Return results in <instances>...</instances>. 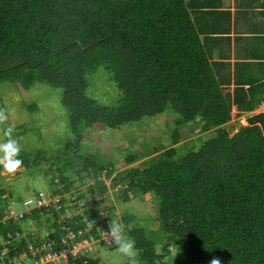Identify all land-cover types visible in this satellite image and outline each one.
<instances>
[{"label": "trees", "instance_id": "obj_1", "mask_svg": "<svg viewBox=\"0 0 264 264\" xmlns=\"http://www.w3.org/2000/svg\"><path fill=\"white\" fill-rule=\"evenodd\" d=\"M102 66L121 91L116 105L87 94V74ZM5 81L24 88L37 83L61 88L76 139L86 126L119 128L163 113L169 105L179 114L167 128L173 133L165 149L143 161V168L129 166L124 175L111 176L114 167H109L110 184L100 181L99 188L90 190L103 197L78 199L82 205L76 203L80 212L72 220L56 213L44 219L39 210L4 217L10 202L0 197V239L17 244L11 256L36 264L50 232L75 219L77 228L94 222L95 230L108 229L118 209L109 202L110 187L128 181L120 202L148 193L158 202L149 205L152 224H137L133 212L134 218L119 213L139 264H210L213 258L221 264H264V128L257 124L264 113L231 134L226 124L232 105L252 111L254 97L240 94L243 86H236L234 96L223 92L185 0H0V83ZM190 121L203 122L208 138L179 155L170 145L178 142L177 136L184 137L181 131ZM18 158L22 167L31 165L23 149ZM122 159L116 167L133 163L137 156ZM92 162L87 157L83 167L96 174L115 165L91 170ZM2 170L0 166V186ZM71 209L65 205L61 215ZM43 221H53L55 227L45 229L46 238L37 228L47 224ZM93 234L97 245H112ZM1 264H10L8 258Z\"/></svg>", "mask_w": 264, "mask_h": 264}, {"label": "rangeland", "instance_id": "obj_2", "mask_svg": "<svg viewBox=\"0 0 264 264\" xmlns=\"http://www.w3.org/2000/svg\"><path fill=\"white\" fill-rule=\"evenodd\" d=\"M109 76L104 66L95 72L88 73L87 94L102 104L116 105L121 91ZM61 98L62 89L52 88L47 84L37 83L30 88H24L10 81L0 83V107L7 109L8 116V120L0 124V141L5 139L6 128L13 126L14 137L18 139L23 151L32 161L29 167L23 166L14 174L1 171L0 197L10 202L4 211L11 208L17 209L16 213H20L27 198L33 200L40 192L49 193L55 187L57 190L63 189L60 181L62 177L68 178L67 181L71 183V188L63 191L67 195L64 201L84 197L87 199L92 195L102 198L103 195H99L98 190L94 194H91L90 190L93 187L99 188L100 181L110 184L108 180L110 176H107L109 167H114L111 176L120 173L124 175L125 169L129 166L143 168V161H149L159 153L157 151L165 149L163 144L171 138L173 133L167 128L175 122V117H179V114L169 105L163 113L145 116L119 128L103 124L86 126L81 130L82 138L76 139L70 130L69 114ZM187 124L188 126L181 131L184 137L177 136L175 141L178 143L173 145L177 148L179 155L199 148L201 142L208 138L207 131L202 128L203 122L190 121ZM212 133L215 136L214 131ZM165 136L167 138H164ZM127 154L137 156L138 161L130 164L126 162L125 167H116L123 164L122 157ZM87 157L93 160L91 170L108 163L115 165L107 166L97 174L94 170L87 172L88 170L83 167ZM55 179H57L56 183ZM127 185L128 181H122L115 187L111 186L108 193L109 202L118 207L117 212L122 211L124 216L134 218V213L138 218L134 219L137 224L151 223L149 216L152 214L149 205L153 206L155 203L157 205L156 196L150 193L140 197L131 194L127 203L120 202L119 194L121 196L122 189ZM11 191L13 196L5 198ZM120 199L125 201L123 197ZM153 224L158 229L156 221ZM30 227L26 225L27 229ZM49 228L52 230L55 227L49 225ZM42 236L46 238L43 230ZM170 251L172 254L175 252L173 246L170 247ZM126 260L113 245L99 244L97 249L94 247L91 256H84L79 258V261L72 260L63 264H124Z\"/></svg>", "mask_w": 264, "mask_h": 264}, {"label": "crops", "instance_id": "obj_3", "mask_svg": "<svg viewBox=\"0 0 264 264\" xmlns=\"http://www.w3.org/2000/svg\"><path fill=\"white\" fill-rule=\"evenodd\" d=\"M185 1L223 92L234 96L236 86H243L240 94L254 97L252 111L232 105L226 126L233 135L254 115L264 113V0ZM254 85L256 89L248 90ZM257 124L264 128L263 119Z\"/></svg>", "mask_w": 264, "mask_h": 264}, {"label": "built area", "instance_id": "obj_4", "mask_svg": "<svg viewBox=\"0 0 264 264\" xmlns=\"http://www.w3.org/2000/svg\"><path fill=\"white\" fill-rule=\"evenodd\" d=\"M62 184L64 187L65 184ZM63 191L64 190L62 189V194L61 192L56 191V189L49 193L40 192L33 200L27 198L24 201L20 213H16V210L10 208L9 214H6L4 217H8L11 214L24 217L25 213L32 214V211L39 210L38 212L40 214L58 211V216L60 218L64 217L72 220L74 215L76 216L80 212V209L76 204L78 198L64 201V199L67 198V195ZM8 195L5 198H8ZM66 202L67 204L72 205V209L68 210L66 214L62 216L61 209L67 205L65 204ZM78 203L82 205L81 202ZM75 220L61 223L59 231L50 232L52 234L48 243L43 245L42 252L36 259H34L36 264H63L65 262L83 258L84 256H91L94 247L97 249L98 246V237H95L93 233H97V236H100L109 243L106 234L107 229L101 230V228H99L98 230H95L94 222H89L85 228H77L74 225ZM0 242L5 244V247L0 249V264L4 262L6 258H8L10 264H23L22 258L15 257L16 255L11 256L12 253H15L14 251L17 244L12 245L13 241L9 239L4 241L1 240ZM37 252H40V249H38ZM19 256H21V254H19Z\"/></svg>", "mask_w": 264, "mask_h": 264}, {"label": "clouds", "instance_id": "obj_5", "mask_svg": "<svg viewBox=\"0 0 264 264\" xmlns=\"http://www.w3.org/2000/svg\"><path fill=\"white\" fill-rule=\"evenodd\" d=\"M6 113H7V109L0 107V124H3L8 120V116ZM4 136H5V139L3 141H0V166H2L3 170L6 173L14 174L23 165L22 159L18 158L22 150V146L19 143L18 139L14 137V127L13 126H8L6 128L4 132ZM171 146H173V144ZM157 152H160V151H157ZM60 181L65 184V186L63 187V190H68V188H66L68 181H63V180H60ZM55 189L56 187L54 188V190ZM56 191L62 192V189H58V190L56 189ZM89 199H92V197L87 198V200ZM53 214L54 213L52 211V212L46 213L45 215H43V217L44 219L46 217H50L52 219ZM115 216L116 218L110 219L108 223V229L106 231L108 242L114 245L115 250L127 259V264H139V261L137 259L138 252L135 247V242L126 235L125 233L126 225L119 219V212H116ZM43 222H46V221H43ZM52 222L53 221H51V223L46 222L47 223L46 225L38 224L37 228L41 231L43 230L44 232H46L45 229L49 225H52ZM2 247H5V244H2L0 242V249ZM0 259H1V255H0ZM65 263H68V262H65ZM210 264H221V261L218 258H213Z\"/></svg>", "mask_w": 264, "mask_h": 264}]
</instances>
